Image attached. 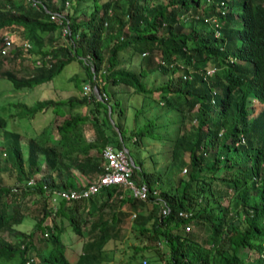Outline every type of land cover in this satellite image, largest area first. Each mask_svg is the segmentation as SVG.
I'll use <instances>...</instances> for the list:
<instances>
[{"label":"trees","instance_id":"1","mask_svg":"<svg viewBox=\"0 0 264 264\" xmlns=\"http://www.w3.org/2000/svg\"><path fill=\"white\" fill-rule=\"evenodd\" d=\"M38 1L33 7L0 0V48L4 34L14 44L9 54L0 53V64L16 63L0 76L15 89L32 88L77 60L93 90L65 101L20 103L25 115L51 109L61 117L30 136L25 153L22 135L0 117V160L5 155L18 181L17 191L0 184V233L7 234L0 235V264H101L104 244L132 213L130 227L154 243L143 248L159 254L162 242L169 264H264V0H73L72 13L70 0ZM53 12H64L62 23L50 18ZM26 60L31 70L23 73ZM126 60L136 63L123 65ZM119 94L142 102L135 118L145 113L144 130L130 131L135 145L145 133L155 138L156 126L170 159L188 164L187 175L178 174L174 188L162 187L160 177L131 157L132 178L147 185V200L111 185L88 199H58L53 207L47 192L86 186L104 172L103 148L125 145L127 109ZM13 194L38 203L27 233L17 229L25 215ZM57 218L77 236L85 234L75 262ZM243 250L257 255L246 259Z\"/></svg>","mask_w":264,"mask_h":264},{"label":"rangeland","instance_id":"2","mask_svg":"<svg viewBox=\"0 0 264 264\" xmlns=\"http://www.w3.org/2000/svg\"><path fill=\"white\" fill-rule=\"evenodd\" d=\"M73 2V0H70V4H68V10L71 13L73 12V7L71 6V3ZM79 6L82 8L83 4H80ZM203 6L204 5L202 1L200 8ZM225 21H229V18L225 17ZM15 33V31L12 32L13 38H15L14 35L17 36ZM63 39L64 38H61L60 42L63 41ZM127 55L128 54L125 53L124 56H121L120 58L126 57ZM127 61L129 60H126L123 65L128 64L129 66H134L136 63L135 61L127 63ZM23 64L25 65V67L22 69L23 73H28L29 70H31V62L26 60L23 62ZM209 66H211V64H209ZM14 67H16V63L7 59V61H4L2 64H0V73L4 70H11ZM159 79L164 80L166 79V76H159ZM89 81L90 78H87L86 70L77 60L71 61L65 65L63 69L52 78V80L41 83L32 88L15 89L13 84L8 79L0 76V117L6 119V129L19 132L22 135L21 145L24 153L27 149L26 142L30 136L37 134L44 126L48 124L52 127H55L60 121L61 117L56 115V113H53L51 109L45 110L43 112H37L32 116L25 115L22 111L23 108L20 106V103H25L27 106H32L36 101L39 100L54 99L65 101L70 96L80 97L81 93L83 92L84 85H90L91 91L93 90V85L89 83ZM119 97L123 103L121 107L127 109V135L125 137V148L129 150L130 156L136 162H138V158L143 161V168L146 171L152 173L155 178L160 177L162 187L165 185L166 188L170 186L174 188L177 175L180 174L183 177L187 175L184 171L185 168H188V164L183 163L178 159H170L171 156L169 155L166 148V142L162 137H160L161 135L157 133L158 131L156 126L154 131L155 138H153L150 133H145L141 139V145H135L133 142L135 138L134 136L132 138L130 133L132 131L138 132L140 129L144 130L142 119L145 113H138V119L135 118V109L141 108L142 102L137 96L130 97L128 94H119ZM152 101L153 100L151 99H147L146 103H150ZM250 105L249 107L253 109L252 112L256 113L258 111V104L256 100H251ZM64 110L68 111V104H66L64 107L62 106V108L59 109V112L63 113ZM78 111H86V108L81 107L78 109ZM152 111H154V109H150V113H148V115H152ZM115 117V114H113L114 119ZM110 122L112 123L111 118ZM186 125L188 127L190 124ZM162 131L164 130L160 129V132ZM2 157L3 158L0 160V184L12 187L18 182L15 180V171L11 167L9 161L4 159L5 155H2ZM184 157L186 160H188L187 154H185ZM168 178L169 180H167ZM11 199H18L20 201L22 212L25 215L22 222L17 226V229L25 233L31 231L36 219L35 215L38 213V203H36L34 200L32 201V196L22 197V195L19 194H13ZM133 218L134 216L132 213L131 217H127L120 224V231L117 233V235L112 237L104 244V258L101 261V264H138L140 261L144 264L143 254L144 256H147L146 259L149 260L150 264H169L166 254L163 253L165 249L161 246L162 242H158L157 244L160 249L159 254L153 250L147 252L143 248L145 245H154V243L152 242L151 238L145 239L144 236H141L137 231L130 227L131 220ZM56 220L58 223H62L64 226L62 240L65 243L68 258L72 262H75L78 258V255L82 252V247L85 243V234L84 236H77L66 220H63V222H61L59 218ZM46 224H52L51 218H47ZM0 235L7 237L6 232H1ZM136 247L139 249L141 247L143 249L136 253ZM242 254L244 256L247 254L246 259H253L257 255L254 250H243ZM28 255L30 257L33 256L34 260H37L36 249H30Z\"/></svg>","mask_w":264,"mask_h":264},{"label":"built area","instance_id":"3","mask_svg":"<svg viewBox=\"0 0 264 264\" xmlns=\"http://www.w3.org/2000/svg\"><path fill=\"white\" fill-rule=\"evenodd\" d=\"M26 1L33 7H37L39 3L38 0ZM63 13L61 14L53 12L50 18L58 23H62L61 17L63 16ZM68 33H70L69 27L68 25H64L62 27V35L66 36V34ZM3 41L4 44L0 48V53L5 56L10 53L14 44L9 34L3 35ZM26 45L29 46L28 43ZM90 92V85H84L83 93L89 94ZM102 156L105 160L104 172L86 186H81L76 189L54 191L52 194L47 192V195H49V197L51 198L50 200L53 207L56 206V202L58 201V199H63L68 202L77 199H88L101 191L103 188L111 185H118L122 189L128 190L129 194L133 198H137L142 201L148 199L149 190L147 185L145 183H137L132 178V168L134 164L127 148H125L124 146H122V148H117L111 144H108L103 148ZM33 183L34 179H30L27 181V185H32ZM12 190L17 191L18 188L14 186ZM169 211L170 209L166 205L161 208V213L164 215L169 213ZM31 261L32 258H29L27 262L30 263Z\"/></svg>","mask_w":264,"mask_h":264},{"label":"water","instance_id":"4","mask_svg":"<svg viewBox=\"0 0 264 264\" xmlns=\"http://www.w3.org/2000/svg\"><path fill=\"white\" fill-rule=\"evenodd\" d=\"M97 94H98V96L100 97V95H99V93L97 92ZM128 150V149H127ZM132 162H133V160H132ZM133 164H134V162H133Z\"/></svg>","mask_w":264,"mask_h":264},{"label":"clouds","instance_id":"5","mask_svg":"<svg viewBox=\"0 0 264 264\" xmlns=\"http://www.w3.org/2000/svg\"><path fill=\"white\" fill-rule=\"evenodd\" d=\"M254 99H252V101H253ZM257 102V101H256ZM257 104H258V102H257Z\"/></svg>","mask_w":264,"mask_h":264}]
</instances>
